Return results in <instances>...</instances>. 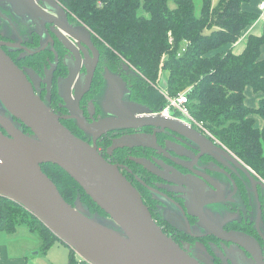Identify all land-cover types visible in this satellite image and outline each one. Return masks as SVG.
Here are the masks:
<instances>
[{
  "label": "flooded vegetation",
  "instance_id": "af4514ba",
  "mask_svg": "<svg viewBox=\"0 0 264 264\" xmlns=\"http://www.w3.org/2000/svg\"><path fill=\"white\" fill-rule=\"evenodd\" d=\"M55 7L52 0H0L2 49L35 94L61 124L119 168L163 232L199 262L264 264V180L183 115H168L167 101L155 108V99L137 94L138 72L68 10ZM154 115L203 137L131 126L135 117ZM107 119L111 125L99 129Z\"/></svg>",
  "mask_w": 264,
  "mask_h": 264
},
{
  "label": "trees",
  "instance_id": "16d2710c",
  "mask_svg": "<svg viewBox=\"0 0 264 264\" xmlns=\"http://www.w3.org/2000/svg\"><path fill=\"white\" fill-rule=\"evenodd\" d=\"M58 1L104 48L138 72L136 92L155 99V108L166 105L156 87L161 72L168 71L166 92L177 96L189 90L191 116L264 180V32L250 34L242 53L233 48L261 17L260 0H219L216 5L203 0L200 16L194 0ZM248 87L261 94L258 105H247ZM41 167L66 201L74 205L80 197L91 214L108 216L67 171L54 163ZM25 224L39 235L43 249L62 241L29 210L0 196V231ZM70 251L69 264H80Z\"/></svg>",
  "mask_w": 264,
  "mask_h": 264
},
{
  "label": "water",
  "instance_id": "95a60500",
  "mask_svg": "<svg viewBox=\"0 0 264 264\" xmlns=\"http://www.w3.org/2000/svg\"><path fill=\"white\" fill-rule=\"evenodd\" d=\"M52 2L68 12L58 0ZM154 116L135 117L131 126H165L191 139L203 137L186 125L181 130L179 121ZM111 121H101L97 127L105 129ZM23 125L31 132H25ZM218 149L227 150L222 145ZM44 163L67 171L108 216L92 215L80 197L74 205L66 201L41 167ZM0 196L29 210L90 264H202L163 232L141 193L116 165L61 124L1 42Z\"/></svg>",
  "mask_w": 264,
  "mask_h": 264
},
{
  "label": "crops",
  "instance_id": "0c3cea01",
  "mask_svg": "<svg viewBox=\"0 0 264 264\" xmlns=\"http://www.w3.org/2000/svg\"><path fill=\"white\" fill-rule=\"evenodd\" d=\"M263 32L264 16L261 15L259 20L247 29L245 36L233 45L234 52L240 54L245 50L250 34L261 35ZM246 96L247 105L255 106L258 105L261 94L248 87ZM258 122L263 124L261 119ZM70 257V247L59 240L49 248L43 249L39 235L26 224L11 232L0 231V264H69Z\"/></svg>",
  "mask_w": 264,
  "mask_h": 264
},
{
  "label": "built area",
  "instance_id": "2783aa9c",
  "mask_svg": "<svg viewBox=\"0 0 264 264\" xmlns=\"http://www.w3.org/2000/svg\"><path fill=\"white\" fill-rule=\"evenodd\" d=\"M259 9L261 15L264 16V0H260ZM189 90L182 91L177 96H171L167 92H164L165 96L167 97V113L168 115L173 114H180L183 115L185 121L188 122L190 126L194 125L198 127L201 131L205 134H208L214 137L209 130L206 128L204 122L196 120L193 116H191L189 108L187 106L189 100ZM219 143V141L216 139ZM253 171V169H251ZM254 172V171H253ZM76 259L80 264H90L87 260L83 259L78 253H76Z\"/></svg>",
  "mask_w": 264,
  "mask_h": 264
},
{
  "label": "rangeland",
  "instance_id": "374dc122",
  "mask_svg": "<svg viewBox=\"0 0 264 264\" xmlns=\"http://www.w3.org/2000/svg\"><path fill=\"white\" fill-rule=\"evenodd\" d=\"M219 0H213L214 2V5H216L218 3ZM195 2V11H196V15L200 16L201 15V11H202V5H203V0H194ZM167 76H168V71L164 70L163 72H161L160 74V81L158 83V87L161 91V93H164L166 92L165 88H166V84H167ZM165 95V94H164ZM166 98V101H167V97L165 96ZM213 135V134H212ZM212 137V136H211ZM215 141H216V138L215 137H212ZM217 142V141H216ZM220 146L222 145L224 148H226V146L223 144V143H218ZM228 149V148H227ZM97 213L98 215L100 214L99 212H95ZM93 215V214H92ZM96 215V214H94Z\"/></svg>",
  "mask_w": 264,
  "mask_h": 264
}]
</instances>
